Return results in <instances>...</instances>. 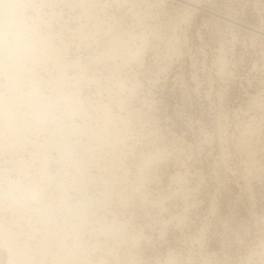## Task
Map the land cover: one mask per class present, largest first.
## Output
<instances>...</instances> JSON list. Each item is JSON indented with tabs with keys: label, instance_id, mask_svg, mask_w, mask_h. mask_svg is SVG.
<instances>
[{
	"label": "rangeland",
	"instance_id": "374dc122",
	"mask_svg": "<svg viewBox=\"0 0 264 264\" xmlns=\"http://www.w3.org/2000/svg\"><path fill=\"white\" fill-rule=\"evenodd\" d=\"M0 84V264H264V0H0Z\"/></svg>",
	"mask_w": 264,
	"mask_h": 264
},
{
	"label": "bare ground",
	"instance_id": "6f19581e",
	"mask_svg": "<svg viewBox=\"0 0 264 264\" xmlns=\"http://www.w3.org/2000/svg\"><path fill=\"white\" fill-rule=\"evenodd\" d=\"M56 1V0H55ZM5 4V3H4ZM71 4V3H70ZM100 4V3H99ZM133 4V3H132ZM14 8V7H13ZM91 8V7H90ZM130 10V9H129ZM7 13V12H6ZM90 16V15H89ZM86 19V18H85ZM87 20V19H86ZM66 21V20H65ZM9 22V21H8ZM14 22V21H13ZM16 22V21H15ZM96 22V21H95ZM11 24H12V22H10ZM14 24V23H13ZM17 25V24H16ZM24 25V24H23ZM123 25V24H122ZM120 26V25H119ZM18 26H16V28H17ZM122 27V26H121ZM120 27V28H121ZM10 29V28H9ZM18 30H19V32H17V35L16 36H19V35H22L23 33H26V32H23V33H21L24 29L22 28V27H19L18 28ZM25 31V30H24ZM96 32V31H95ZM80 34V33H79ZM24 35V34H23ZM26 35H28V34H26ZM115 35V34H114ZM9 36V35H8ZM13 36V35H12ZM11 36V37H12ZM117 35H115V36H113L114 38H116V41H117V37H119V36H117ZM123 36V35H122ZM20 37V36H19ZM25 37V36H24ZM28 37V36H27ZM83 37V36H82ZM141 38V37H140ZM19 39V38H18ZM50 39V38H49ZM86 39V38H85ZM130 39H132V38H130ZM87 40V39H86ZM30 41V40H29ZM38 41V40H37ZM41 41H43V40H41ZM41 41H39V42H41ZM51 41V40H50ZM88 41V40H87ZM96 41V40H95ZM112 41H113V39H112ZM111 41V42H112ZM115 41V42H116ZM141 41V40H140ZM143 41V40H142ZM141 41V42H142ZM31 42H33L32 40H31ZM36 42V41H35ZM34 42V43H35ZM118 42H119V46L120 47H117V49H116V47H115V49H113L114 50V52H115V55H112V57L113 58H115V56H119V57H121L120 58V60L121 59H123L125 62H126V60H127V62H128V59H133V60H130L131 62L133 61L134 62V60H135V58H138L137 57V55L139 54L137 51L135 52V51H131L132 49L129 47V46H127L126 44V42H125V40H124V42L126 43V44H121V41H119L118 40ZM118 42H116V43H118ZM33 43V44H34ZM37 43V42H36ZM45 43L46 44H48L47 42H46V39H45ZM51 43V42H50ZM122 43H123V39H122ZM41 44H42V42H41ZM44 44V43H43ZM135 44V43H134ZM22 45V44H21ZM31 45H32V43H31ZM117 45V44H116ZM129 45V44H128ZM23 46V45H22ZM38 45H36V47H37ZM115 46V45H114ZM118 46V45H117ZM51 47V46H50ZM54 47V46H53ZM127 47V48H126ZM129 47V48H128ZM52 49V47L50 48V50ZM54 49V48H53ZM57 49V48H56ZM91 49V48H90ZM102 49H103V47H102ZM130 49V50H129ZM137 49V48H136ZM43 50V49H42ZM55 50V49H54ZM53 50V51H54ZM97 51V50H96ZM104 51V50H103ZM54 52H56V51H54ZM113 51H111V53H112ZM113 52V53H114ZM5 54V53H4ZM15 54V53H14ZM52 54H54V53H52ZM56 54V53H55ZM111 57V56H110ZM118 58V57H117ZM117 58H115V59H117ZM53 59V58H52ZM114 59V60H115ZM123 60H121V64H122V66H123V64L124 63H122V62H124ZM221 60V59H220ZM57 61V60H56ZM91 61V60H90ZM141 61V60H140ZM139 61V62H140ZM54 62H55V60H54ZM125 63L126 65L127 64H130V63ZM138 62V61H137ZM50 63V62H49ZM55 64H56V62H55ZM58 64H60V62H58ZM124 64V66L123 67H125L126 65ZM143 64V63H142ZM15 65V64H14ZM57 65V64H56ZM98 65V64H97ZM103 65V64H102ZM114 65V64H113ZM59 66V65H58ZM64 66V65H63ZM116 66H117V64H116ZM122 66H120L119 68H121ZM10 67V66H9ZM122 67V68H123ZM131 67V66H130ZM15 68V67H14ZM21 68V67H20ZM115 68V67H114ZM126 68V67H125ZM9 69V68H8ZM57 69V68H56ZM6 70V69H5ZM20 70H22V69H20ZM30 70V69H29ZM60 70L62 71L61 73H60V82H64L65 83V81H66V74H64L65 73V71H64V69H59L58 71L60 72ZM103 70V69H102ZM122 70V69H121ZM18 71V70H17ZM24 71H26V69H24L23 70V72L22 73H25ZM115 71V70H114ZM4 72V71H3ZM27 72L29 73V71L27 70L26 71V74H27ZM115 72H117L118 73V71H115ZM121 72V71H120ZM9 73H10V71H9ZM7 74V73H6ZM120 74L121 73H119V76H120ZM14 75V74H13ZM34 75V74H33ZM58 75V74H57ZM29 76V75H28ZM117 76V75H116ZM17 78V77H16ZM39 78V77H38ZM70 78V77H69ZM119 78V77H118ZM117 78V79H118ZM31 79V78H30ZM68 79V78H67ZM109 79V78H108ZM129 79V78H128ZM17 80V79H16ZM119 80V79H118ZM123 80V79H122ZM68 81V80H67ZM66 81V82H67ZM108 81V80H107ZM120 81H121V77H120ZM26 82V81H25ZM36 82V81H35ZM59 82V83H60ZM30 83V82H29ZM69 83V82H68ZM120 83H124L123 81L122 82H120ZM133 83V82H132ZM15 84V83H14ZM14 84H12L13 86H14ZM19 84V83H18ZM18 84H17V86H18ZM38 84V83H37ZM37 84H33V85H36L37 86ZM60 84H63V83H60ZM66 84V83H65ZM71 84V83H70ZM118 84V83H117ZM32 85V84H31ZM39 85V84H38ZM64 85V84H63ZM133 85V84H132ZM3 86V85H2ZM10 86V85H9ZM35 86V88H34V86H33V88H32V86H31V88H32V90H31V88L29 89L30 91H29V93H31V94H33V97H35L36 98V100L35 101H37L38 100V98H39V94L41 93V91L39 92V86L38 87H36ZM0 87H1V84H0ZM135 87V86H134ZM15 88V87H14ZM17 88H19V87H17ZM11 89V88H10ZM79 89V88H78ZM131 89V88H130ZM15 91H17L16 90V88L14 89ZM119 90V89H118ZM11 91V90H10ZM68 91V90H67ZM19 92V91H18ZM17 92V93H18ZM70 92V91H69ZM123 92V91H122ZM133 92V91H132ZM43 93V92H42ZM18 94H20V92L18 93ZM23 94V93H22ZM26 94V93H25ZM115 95V94H114ZM15 96H17V95H15ZM27 96V95H26ZM30 96V95H29ZM41 96H43V95H41ZM68 96V95H67ZM113 96V95H112ZM5 97V96H4ZM19 97V96H18ZM24 97V96H23ZM71 97V96H70ZM79 97V96H78ZM119 97V96H118ZM31 98H32V95H31ZM44 98H45V95H44ZM44 98H43V100H44ZM67 98V97H66ZM77 98V97H76ZM116 98V97H115ZM3 98V94L1 93V90H0V107H1V110H2V112H4L3 113V117H4V120H5V117H6V121L8 122V125H6L7 127H8V130L9 129H11V128H13L14 127V125H13V122H14V120H15V122L16 123H18L17 122V120H18V118L16 119L15 117H14V114H16V113H14L15 111L13 110V109H11V108H13L14 107V104H13V106H12V103L10 104V103H8V102H6V101H4V100H6V99H4ZM8 99V98H7ZM24 99H25V97H24ZM122 99V98H121ZM34 99L32 98V101H33ZM39 100H40V98H39ZM66 100V99H65ZM80 100V99H79ZM118 100H119V98H118ZM8 101H9V99H8ZM69 101H71V99L69 100ZM77 101V100H76ZM116 101V100H115ZM120 101V100H119ZM12 102H13V100H12ZM22 102V101H21ZM24 102V101H23ZM27 102V101H26ZM25 102V103H26ZM34 102V101H33ZM67 102V101H66ZM78 102V101H77ZM126 102V101H125ZM16 103H17V101H16ZM40 103V102H39ZM72 103V102H71ZM30 104V103H29ZM77 104V103H76ZM10 105H11V107H10ZM23 105V104H22ZM73 105V104H72ZM78 105V104H77ZM17 106V105H16ZM14 107V108H17V107ZM35 106V105H34ZM38 106V105H37ZM20 107V106H19ZM32 107V106H31ZM106 108V107H105ZM19 108H17V110H18ZM30 109V108H29ZM102 109V108H101ZM16 110V109H15ZM31 110V109H30ZM35 110V109H34ZM33 110V111H34ZM38 110H39V108H38ZM38 110H37V112H38ZM14 111V112H13ZM78 111V110H77ZM1 112V111H0ZM44 112V111H43ZM39 113V112H38ZM78 113V112H77ZM74 114V113H73ZM82 114V113H81ZM84 114V113H83ZM17 115V114H16ZM23 115V114H22ZM36 115V114H35ZM85 115H86V113H85ZM106 115V114H105ZM83 116V115H82ZM17 117V116H16ZM45 117V116H44ZM54 117V116H53ZM104 117V116H103ZM43 119H45V118H43ZM56 119H59V118H56ZM3 120V121H4ZM46 120H47V118H46ZM45 120V121H46ZM107 120V119H106ZM106 120H105V124L107 123L106 122ZM57 121V120H56ZM55 121V122H56ZM61 121V120H60ZM5 122V121H4ZM7 122H6V124H7ZM47 122H52L51 120H49L48 119V121ZM54 122V121H53ZM30 123V122H29ZM41 123V122H40ZM15 124V123H14ZM57 124H59V123H57ZM104 124V123H103ZM16 125V124H15ZM60 125V124H59ZM59 125H57V128H58V126ZM84 125V124H83ZM107 126H108V124H106ZM106 125H105V127H106ZM113 126V125H112ZM7 127H6V130H7ZM61 127V126H60ZM84 126H82V128H83ZM104 127V126H103ZM110 127V126H109ZM16 128V127H15ZM14 128V129H15ZM55 128V127H54ZM115 128V127H114ZM84 129V128H83ZM98 129V128H97ZM117 129H118V127H117ZM5 130V131H6ZM12 130V129H11ZM16 130V129H15ZM62 130H63V128H62ZM105 130V129H104ZM109 130V129H108ZM107 130V131H108ZM60 131V130H59ZM92 131V130H91ZM116 131V130H115ZM114 131V132H115ZM19 132V131H18ZM56 132V131H55ZM61 132V131H60ZM59 132V133H60ZM113 132V131H112ZM21 133V132H20ZM72 133V132H71ZM95 133V132H94ZM96 133H99V132H96ZM62 134H63V131H62ZM118 134V133H117ZM120 134V133H119ZM3 136V135H2ZM52 136V135H51ZM67 136V135H66ZM16 137V136H15ZM77 137V136H76ZM117 137V136H116ZM62 138V137H61ZM67 138V137H66ZM20 139V138H19ZM25 139V138H24ZM30 139V138H29ZM43 139V138H42ZM50 139V138H49ZM64 140V139H63ZM118 141V140H117ZM12 143V142H11ZM36 142H34L33 144H35ZM38 144V146H40V148H42L41 147V145H39L40 143L39 142H37ZM41 144H43V142L41 143ZM67 144V143H66ZM111 144V143H110ZM115 144H117V143H115ZM17 145V144H16ZM36 145V144H35ZM36 145V146H37ZM64 145V144H63ZM68 145V144H67ZM106 145V144H105ZM114 145V144H113ZM118 145V144H117ZM116 145V146H117ZM24 146V145H23ZM111 146H112V144H111ZM115 146V145H114ZM43 147H45L44 146V144H43ZM99 147V146H98ZM111 148H113V147H111ZM15 149V148H14ZM43 150H44V148H42ZM41 149V150H42ZM76 149V148H75ZM39 150V149H38ZM43 150H42V152H43ZM115 150V149H114ZM7 152L9 151V150H6ZM12 151V150H11ZM66 152V151H65ZM70 152H71V150H70ZM11 153V152H10ZM13 153H15L14 151H13ZM40 153V152H39ZM38 153V154H39ZM72 153V152H71ZM87 153V152H86ZM12 154V153H11ZM37 154V153H36ZM41 154V153H40ZM39 154V155H40ZM44 154V153H43ZM14 155V154H13ZM91 155V154H90ZM45 156H46V154H45ZM45 156H43V155H40V158H38V159H36V167H37V169H39V170H41L43 173H45V172H47V174L49 173V168H48V161L49 160H47L46 159V157ZM48 156V155H47ZM38 160V161H37ZM103 160V159H102ZM6 162V161H5ZM34 164V163H33ZM32 165V164H31ZM34 167H35V165H34ZM28 173V172H27ZM79 173V172H78ZM46 175V174H45ZM48 176H50V175H48ZM51 176H53V175H51ZM48 177L47 179L49 180L48 182H49V187H51V190L53 189V191H55V192H57L58 193V198H60V200L61 199H63L62 201L64 202V200L66 199V195L68 194L67 192V188H66V186H64V183L63 182H59V181H57V180H55L56 178H54V177ZM82 176V175H81ZM33 177V176H32ZM37 180V179H36ZM59 180V179H58ZM38 182V181H37ZM84 183V182H83ZM108 183V182H107ZM83 185V184H82ZM39 186V185H38ZM113 186V185H112ZM15 187V186H14ZM43 189V188H42ZM41 189V190H42ZM48 189V188H47ZM72 189V188H71ZM3 190V189H2ZM45 190V189H44ZM81 190V189H80ZM17 191V190H16ZM34 191V190H33ZM32 191V192H33ZM43 191V190H42ZM52 191V192H53ZM83 191V190H82ZM39 192V191H38ZM44 192V191H43ZM5 192H1L0 191V194H1V196H0V205L1 204H3L4 202H5V200H4V198L2 197V194H4ZM34 193H36L35 191H34ZM45 193V192H44ZM6 194V193H5ZM33 194V193H32ZM38 194V193H37ZM34 195H36V194H34ZM41 195V194H40ZM39 194H38V196H40ZM43 196V195H42ZM69 196V195H68ZM68 196H67V198H68ZM6 197H7V195H6ZM35 197V196H34ZM36 197H37V195H36ZM35 197V198H36ZM70 197V196H69ZM10 198V197H9ZM39 198V197H38ZM40 198H42V197H40ZM50 199V198H49ZM40 200H42V199H40ZM57 200V199H56ZM59 201V200H58ZM66 201H67V199H66ZM37 202V201H36ZM25 204V203H24ZM18 205V204H17ZM52 205V204H51ZM42 208V207H41ZM24 212V211H23ZM42 214V213H41ZM51 214H53V213H51ZM54 216V215H53ZM41 217V216H40ZM88 219V218H87ZM40 220V219H39ZM46 221V220H45ZM48 222V221H47ZM46 222V223H47ZM45 223V222H44ZM48 223H50V222H48ZM54 223V222H53ZM48 225V224H47ZM4 225H2V223L0 222V234L2 235V238L4 237V236H6L8 233H7V230H8V228H7V230H6V232L5 233H7V234H3V231H5L2 227H3ZM55 226V225H54ZM79 226H80V224H79ZM81 227V226H80ZM6 228V227H5ZM1 229H3V231L1 230ZM79 229V228H78ZM112 229V228H111ZM106 230V229H105ZM108 230V229H107ZM119 230V229H118ZM110 231V230H109ZM78 232V231H77ZM102 232V231H101ZM78 235V234H77ZM1 237V236H0ZM7 237V236H6ZM45 237V236H44ZM8 238V237H7ZM46 238V237H45ZM44 239V238H43ZM1 240V239H0ZM3 240H5V239H3ZM12 240H13V238H12ZM11 240V241H12ZM15 240H17V239H15ZM14 240V241H15ZM46 240V239H45ZM75 240V239H74ZM2 241V240H1ZM7 241V240H6ZM45 242V241H44ZM46 242H47V240H46ZM4 243V242H3ZM9 243V244H8ZM6 242V249L8 250V253H10L9 255L11 256L10 258H9V261H8V264H15V262H14V259H13V257L17 254V252L16 251H14V248H11V245H10V242ZM12 244H13V242H12ZM14 245V244H13ZM41 245V244H40ZM4 246H5V243H4ZM1 247H2V245H1ZM16 247H18V246H16ZM98 247V246H97ZM50 248V247H49ZM61 248H63V246H61ZM18 249V248H17ZM17 249H15V250H17ZM44 249V248H43ZM61 252V251H60ZM67 252V251H66ZM69 252V251H68ZM66 253V254H68V256L67 257H69V256H73V258L75 259L76 258V254L74 253V251H72V252H70V253ZM19 255V254H18ZM25 256V255H24ZM50 256V255H49ZM29 257V256H28ZM67 257H65L66 259H67ZM60 259V258H59ZM72 259V258H71ZM78 259V258H77ZM16 260V259H15ZM83 261H85V260H83ZM62 262V261H61ZM78 262V261H77ZM18 263V262H17ZM68 263V262H67ZM21 264V263H20ZM53 264V263H52ZM66 264V263H65ZM74 264V263H73ZM91 264V263H90Z\"/></svg>",
	"mask_w": 264,
	"mask_h": 264
}]
</instances>
